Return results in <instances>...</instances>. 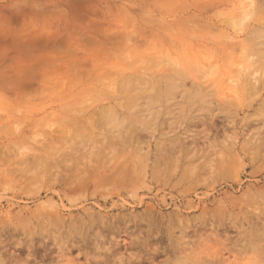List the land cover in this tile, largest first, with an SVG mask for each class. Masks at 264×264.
Listing matches in <instances>:
<instances>
[{
  "label": "rangeland",
  "instance_id": "374dc122",
  "mask_svg": "<svg viewBox=\"0 0 264 264\" xmlns=\"http://www.w3.org/2000/svg\"><path fill=\"white\" fill-rule=\"evenodd\" d=\"M248 1L249 0H0V220L5 224V229H9V225L7 224L8 221L14 222L13 219H15L16 221L17 217L15 216L14 218L12 215L16 214L21 208L34 210L35 208H48L49 205H57V203L58 205L64 204L67 208L68 206L72 205L70 208L74 210L72 211L74 213L77 212L76 208L82 209L85 207V209H87L95 206V209L98 210L100 205L102 208H107L109 210V213L112 214L118 213L120 211L129 212L132 210L134 212H141L142 210H144V208L149 207L150 205H157L158 210L162 209V211L166 214L169 212H171L172 214L174 212L173 210H177L179 208L184 216L188 217L190 220L192 219L191 221H194L190 222L193 223L192 225H196V227L198 223L195 222L199 221V219L197 220V218L195 217H198L197 214H199L200 216V214H202L203 212L202 210H206L208 208H212V211H215L222 207L221 203H226L228 207L231 208L230 211H234V215L237 214V216L239 215V218L241 220H244L243 215L246 213H244V210H242L241 208H248L250 206L255 209L257 207L256 205H259L261 204V202H263L259 200V202L255 201L254 203L253 201L252 203H250L251 200H253L252 198L256 196V192H259L260 189H264V161L263 163L261 162V160H263L264 158L259 159V165H257V160L252 165L249 156H246L242 152V149H240V145L243 141L246 140L249 135H252L253 132L255 133L256 131L261 130L264 127V123L262 122L263 119L260 115L261 112H259L260 109H258V104L256 102H253L254 104L252 108L249 109L244 106V109H242V100L237 101L238 104H240V106L238 105L240 108L238 106L235 107V103L237 102L232 101L234 98L239 97L240 93H242V88L240 86V77L238 74L239 67L235 65V62L237 60L234 62V65H230L228 67V69L231 71V75H229V77L224 76L222 80H216L215 82V79H218V74L215 75V73L218 71V68L217 66H215V62H213L212 60L213 58H210L209 63L208 59L202 58V63L200 65L201 69L205 72L210 70L214 73H210L211 75H208L206 72L208 76L202 71L200 72V74L202 73L201 75L192 73L191 75H189L190 77H186L185 83L187 88H192L194 86V83L196 84L197 82H200L202 85L209 86V83H211V81L214 79L210 84L208 90L205 91L204 94L202 93L204 98L206 96V93L208 95H211L212 105L210 109L208 110V107H206L204 103H195L192 106L193 108H197L195 112L198 114L207 115V112H212L216 116L219 115L217 120L218 126H220V128L227 127V130H225V133L223 128H221L219 130L220 132L218 133L219 136L216 135L215 138H218L217 140H235L234 142H236L239 146V151L236 154L241 158L239 159L240 163L242 162L241 160H243L242 163H245L244 166L241 165L235 158H233L234 164H232L231 166V156H228V158L222 157L223 159L216 156L215 159H212V162H214V167L217 164L218 168L215 167V170L202 169L199 173V176L197 174L195 175L196 172H193L194 169H192L191 171L194 174L191 173L189 175H191L192 177H194L193 175H195L197 178L189 177L188 182H185V180L183 181V179L181 180L179 178L182 171L187 170H180L178 168V172L176 171L174 172V174H172L173 176L175 175V183L174 181L168 182L165 180L166 171H163L164 173L162 172L161 174L158 173L159 178L162 176L160 179H152L153 171H151L150 167H148L147 164H152V161L154 159L153 157L156 153L155 147L158 145H156L155 143H157V140L159 142V139L162 138V133H169L168 136L175 135L174 133H182L187 125L188 127L186 128H188L190 131L194 129L192 133H195V131L199 132L198 130H201V128H203L201 127L202 125L200 123L197 125H190L189 123L186 124L187 122H184L186 118L178 117V119L176 117L177 113H179L180 110H184L189 107L186 103L183 102V100L180 99V97L175 98V101L178 103L175 106L171 105V101L169 103H161L160 106L158 104L154 109H150L163 111L162 117H159L157 119L158 121H160L161 126L159 125L158 130H156V136H151V134L146 131L142 132L143 135H141L142 138H140V144L138 145V143L136 142L134 145H132L131 149L128 150V153L120 156L118 159V162H122V160L124 162L125 158L123 159V157L132 155L135 152L143 155V162H141V165L142 167L145 165L147 167H144L145 169L140 171L141 173H138V175L141 176H139L140 180L148 178V181L145 180L146 183L142 184H140L141 182H139V185L137 186L140 187L121 186L122 183L118 182H110L106 186H102L103 188L107 187L109 190H113V188H115L116 184L118 183V187L116 186L118 188V191H116V189L113 190L118 192V194L109 197L107 200L108 203L106 204L104 200H100V198H94L93 196H90L88 200H79V198L77 197L79 193L77 194V192L71 193L72 200H74L75 198V202H73L75 204H70L67 199L62 201L61 198H58L59 196L57 195V191L63 189V186L57 184L53 185V183L50 182L49 177L54 173L53 171V173L47 174L49 175L48 177H44L46 176V171L45 169L43 170L44 164L41 163V165L38 167L37 165L39 164V160L37 158H40L42 156V158L54 159V157H56L57 155H61L67 156V159H70L71 157L69 158V156L67 155L68 153L66 152L74 153L75 151H78V149H80L81 151L87 150L89 152L93 148L96 151L97 148L100 147V145L106 144L104 142L103 136H101L100 133H112L113 131H108L109 129H112L114 130L115 134H118V132H122L129 128L131 115H128V113L124 114L123 111H119L127 110L125 107L118 106L117 110L119 112H122V114L112 117L102 116V109L99 110V112L98 110L96 111L98 106L100 107V105L102 106L103 104L104 106L108 105V103H106L107 97L101 95L102 93H98L97 91L102 86V83L106 82L107 87L112 91L116 89L115 84L113 82H109V79H111V77H104L106 76L107 72L109 73L110 67L113 66L112 69L121 71L125 69L124 66L127 64L132 66H135L137 63L144 64L149 58L157 56L156 53H159V50L165 52V54H171L170 52H172V55H177V57L175 56V58L178 59L180 57L179 55L181 53L180 51L182 47H189L190 44H193L191 40V33H194L196 35V38H194L193 40L194 42L197 41V43H206L208 46L213 45L216 39H223L222 42L226 43V40L230 37L233 38V36H235L237 40L238 38H240V40H245L244 38H247L246 35L249 33V31H251L248 29L252 28V22H250V18L242 21L243 15L250 11V5ZM197 18L199 20H202L204 24L206 23L207 25L208 20H215V22H218V27L216 26L215 28H212V32L214 31L213 33L206 32V35H202V31L205 30V26L207 27V25H204L202 21L199 22ZM198 23H200L199 25L201 29L196 25ZM191 28L193 29V31L191 30ZM196 33H198L199 35ZM210 35L215 40L210 37ZM228 35L230 37H227ZM127 39H130V41ZM209 42H211L212 44ZM187 49H184V52H187ZM236 51L237 53L239 52L238 49ZM214 52L217 54L219 53V51L217 52V50H214ZM220 54L222 55L224 53L220 52ZM190 55H192V53ZM221 58L223 57L221 56ZM180 59L181 58H179L178 60ZM135 60L137 61L135 62ZM161 61L162 62L159 63L160 66L166 68L167 66H164L166 62L164 60ZM210 63H213L214 65ZM80 68L84 69L82 70ZM96 68L99 69L97 70ZM102 71L103 73H105H100ZM88 73L90 74L89 76ZM97 73L100 75H98ZM211 76L214 78H212ZM101 77H103V79ZM228 80L229 82H227ZM97 82H99V84ZM88 88L92 92L94 90L93 93L95 95H92V93L88 91ZM178 94L179 93H177V95ZM228 100H231V102H228ZM257 100H259L258 97ZM119 101L122 102L123 98L119 99ZM226 107H228V109ZM81 108L84 109L85 112H80L79 109L81 110ZM76 109H78L79 112L76 111ZM147 109L149 108L147 107ZM230 109L232 111H237V113H235L238 114L236 116L237 118L235 117V115L230 117L226 113L227 110ZM142 110L145 109L141 107V111ZM74 112L75 115L73 117V114L71 113ZM249 113H251L250 115H252V119L254 120H252L251 125H249L251 127H245V124L248 123L243 122L244 120L242 119L243 116L245 117L244 114L248 115ZM224 115H226V121ZM66 117H80L79 119L82 120H86L88 117H93L98 120L96 124L97 128L95 130L99 131L98 139L95 140L84 135H79L80 137L76 136L75 133L77 132L74 133L73 125H70L75 120L72 122L73 119L70 118V122V120H66ZM234 117L236 118V120ZM255 118L257 119L256 121ZM259 118L262 120H260ZM241 121L243 122L242 125H240ZM231 125L235 127L234 129L237 130V133L234 132V129ZM243 125L248 129V133L246 132ZM62 127H66V129H69L71 134L73 132L74 135H72L76 136L77 138H64L62 139V141H60V143H58V145H55V147L50 149V151L48 148V150L44 152V154L40 155V152H38V149L40 147L39 142H41L42 140H46L49 136V133H51L52 131L54 132V130L56 131L55 133H58L60 128ZM241 129L245 131H242ZM243 132H245L244 134L246 137L244 136ZM227 133L232 137H230L229 135L227 137ZM246 133L249 135H247ZM234 136L236 138H234ZM187 139L188 138H186V140ZM207 140L209 139L202 138L200 140H197V144H199L197 146L201 148H204V146L207 147ZM113 144L114 143H112V145ZM142 145L144 146L139 149L138 147ZM185 145V148L192 149L193 143L191 139H188ZM73 146H75V148H73ZM105 146L106 148H108L109 144H106ZM90 154L87 156L88 158ZM231 154L233 156V154L235 153L232 152ZM212 156H208V160H203L202 157H199V159L196 158L195 162H207L212 158ZM96 158V161H87L86 164L90 165L95 162L101 163V161ZM225 159L227 160L225 161ZM11 161L13 163H11ZM185 162L186 161H184V163ZM187 163L188 161L183 164V167H185ZM260 163H262V165ZM3 165L5 166V168L3 167ZM222 165L230 166H226L225 171L224 169H221ZM236 165L238 166L239 170L238 168H235ZM13 166H17L19 169L17 167L13 168ZM186 167H188V165H186ZM254 167H256V169ZM10 168L12 171L10 170ZM6 170L9 173H7ZM33 172H36L35 175L38 176L36 181H32V179H30L32 177L30 175H32ZM5 173L7 174V176ZM19 173L21 174V176H19ZM220 173H225V176H219ZM13 174H15L16 176ZM22 174H27L28 177L23 178ZM216 175L218 176V178L216 177ZM13 176L18 178H16L15 180L13 179L15 178ZM25 178H27L28 180ZM136 179L135 181H138V178ZM192 179L193 181H199V184L197 182V184H195V181L193 182ZM24 180H27L26 184ZM176 180H181L182 184L180 181L177 182ZM165 181L166 185L164 184ZM214 181H216V183ZM145 185L148 187H146ZM102 187H97L96 190H100L102 189ZM54 190L56 191V194H54ZM130 193H133L134 196ZM76 197L79 201L76 199ZM140 198H142V200H140ZM260 199L263 200L262 197ZM231 200L233 202V206L230 204ZM260 206L262 207L264 205ZM247 208L246 210H248ZM258 208L259 207H257L255 211L253 210L252 212H260ZM251 209L249 208V215L252 214V212H250ZM7 211L11 212L12 215L10 217L12 220L8 215L3 214ZM232 212L231 214H233ZM254 215L252 214L251 216ZM244 225L246 226V224ZM230 226L231 225H228L227 229H229L226 231H228L227 234L231 235L232 237L229 235L228 237L227 235L221 236L222 238L224 237V240L229 237L232 238V242L225 243L226 247H224V249L223 246H220L214 241H210L207 243L205 241L201 242L200 240L198 241L197 239H194L195 241L192 240L191 245L187 247L188 249L186 248V250H175L176 245L178 244L176 242L179 241H176L177 238L175 237V234H173V240L172 238L171 240H168V238L170 239V237L166 233V228L164 226L162 228L163 233L160 232L161 234H158L162 235L161 237L156 235L157 237L153 238V236H151L150 239L148 238L149 241L147 240V242H150V246L148 245V247L147 244L146 246H142L139 244L138 246H129L133 245L129 241L136 239V237L133 236V239H131V234L134 236L137 235H135L134 233L129 234L126 232H121L120 234L122 236L118 233L122 237V239L120 238V242L124 243L125 245L119 244L116 245V248V246H114V243L119 240L117 237L120 236H117L118 234L114 236L112 235V237L117 236L115 239L112 238L114 241L113 243L108 234L107 241L110 238V241L113 243L114 248L111 247V249L109 250V247L112 246V243L109 241V243H104L105 247L102 248V250L99 251L89 248V252L92 255H97L96 257L102 260L104 258L103 255H105L106 257L108 256L106 254H111L110 251H113L112 253L114 254H111V256H113L114 259L112 261L117 259V255H120L119 257L125 255L123 256L124 258L130 257L129 255L132 253L138 254L140 256L143 255V260H140L141 264H264V242H260L259 244H257L259 245H256L257 248L256 246H248L246 240L244 239L238 242V244L236 245L233 242V239H238L240 234L238 233L237 229H235L233 226ZM196 227L193 226L187 231L189 232V230H191L194 232V228ZM132 228L130 229L132 230ZM0 229L1 231L5 230L2 229L1 224ZM131 230L130 232H132ZM177 231L179 232V228H177ZM177 231L175 232L176 235L180 234V232L178 233ZM191 231L188 234L191 238H193L194 234L192 232V237ZM123 233H126L127 235ZM128 234L130 237L128 236ZM2 238H7L5 240V243H10V245H8L9 243H7V247L6 245H4V247L7 249L6 250L4 248L3 250L5 252L7 251V254L4 252L6 256L8 255L13 257L14 255L20 253L21 255L23 254L22 256H24L21 258H26V248L23 250L21 248H18L19 246L16 245V242L13 239H10L9 235H3ZM36 239L38 240V237H34L35 242L37 241ZM46 240L47 239H44L43 242H45ZM37 242L36 247H40V250L39 247L37 250H34L38 255L37 257H41L45 254L47 256L44 257L48 259L49 257L53 258L57 256L56 254L59 252L57 251V248H54L56 250H50V252L49 250L45 251L43 250L45 248H41L40 243L38 242L37 244ZM152 242H156L154 243L155 246ZM203 242L207 244H203ZM106 243L109 245H107ZM48 244H50L49 241ZM51 245L52 243L48 246V248H50ZM134 245H137V243ZM154 247L156 248L157 252L153 251ZM146 248H149V250H147ZM86 250H88V248H86L85 250H80L83 251L80 253L79 250L74 249L73 252L70 253L71 255L69 254V256L71 257L70 259L72 260L71 264H88L86 263L87 259L85 257V253L87 252ZM52 251L57 252H54L55 256L51 255L53 254ZM20 254L18 256H21ZM99 255H101L102 257ZM111 259L112 257L110 258L109 256V260Z\"/></svg>",
  "mask_w": 264,
  "mask_h": 264
},
{
  "label": "bare ground",
  "instance_id": "6f19581e",
  "mask_svg": "<svg viewBox=\"0 0 264 264\" xmlns=\"http://www.w3.org/2000/svg\"><path fill=\"white\" fill-rule=\"evenodd\" d=\"M248 2L250 5V11L243 15L242 21H245V20L250 18V22H252V28L248 29L251 31H249V33H248L249 35L248 34L246 35L247 38H244L245 40H240V38H238V40H237V38L235 36H233V38H231L229 36L230 35L229 34L227 37H230V38H228L227 40L225 39L226 43L222 42L223 39L222 40L216 39V41H214L213 45L208 46L206 43H201V42L197 43V41L194 42L193 40H194V38H196V35L194 33H191V35H192L191 40H192L193 44L192 45L190 44L189 47H186V46L182 47V49L180 51L181 53L179 55L180 56L179 58H181L180 60H178L179 58L176 59L175 56L177 57V55H175V56L172 55L173 54L172 52H170L171 54H168V53L165 54V52L159 50L158 51L159 53H156L157 56L149 58L146 61V63H144V64L137 63L135 66L124 64L125 69H123L121 71H116V70L112 69L113 66H111L110 67L111 72L109 71L110 74L107 72L106 76L102 75L105 78L111 77V79H109V82L110 83L113 82L115 84L117 91H116V89L113 91L110 90L107 87L106 82L105 83L103 82L102 86L97 91H98V93H102L101 95H104L107 97L106 103H108V105L107 106H104V104L102 106L100 105V107L98 106L96 111L98 110V112H99V110L102 109L101 115L102 116H110V117L116 116V115H121L122 112H119V111H123L124 114L128 113V115H131V119L129 121V128H127L126 130H124L122 132H118V134H115L114 130H112V129L108 130V131H113L112 133H110V132H107V134L100 133L101 136H103L104 142L106 144H109L108 148H106V146H105L106 144L100 145V147H98L96 151L93 148L89 152L87 150L81 151L80 149L77 148L78 151H75L74 153L66 152V153H68L67 155L69 156V158L71 157L70 159H67V156H61V155H57L56 157H54V159L42 158V156L40 158H37L39 160V162H38L39 164L37 165L38 167L41 165V163L44 164L43 170L45 169V171H46V173H45L46 176H44V177H48L49 175H47V174L54 172L49 177L50 182H52L53 185L57 184V185L63 186V189L57 191V195L59 196V197L58 196L57 197L59 199L61 198L62 201L67 199L70 204H75V203H73V202H75L74 201L75 198H74V200H72L71 193L77 192V194L79 193L77 195L79 200H82V199L88 200V198L90 196H93L94 198H100V200H104V202L106 204V203H108L107 200L109 197H112L113 195L118 194V192H116V191H118L117 190L118 189L117 188L118 183H122L121 186H132V187H140V186H137V185H139V182H141L140 184L146 183L145 180L148 181V178H146L144 180H140L139 178L141 176L138 175V173H141L140 171L145 169L144 167L148 166V167H150L151 171H153V173H152V179L153 180H155V179L158 180V178H159L158 173L161 174L163 171H166V173H165L166 179L165 180L168 182L174 181V183H175V179H174L175 175L173 176L172 174H174V172H176L178 169L187 170V171H182L179 178L181 180L183 179V181L185 180V182L186 181L188 182L189 177H192L189 174H191L193 172H196L195 175L197 174L199 176L200 175L199 173L202 169H206V170L213 169V170H215V167H217V164L214 167V162H212L213 161L212 159H215L216 156H218L220 158H222V157L228 158V156L229 157L231 156L230 157V158H232L231 159L232 160L231 166H232V164H234L233 158L237 159L238 161H239V159H241L239 157V155L236 154L239 151V146L237 145L236 142H234L235 140H233V139L232 140H229V139L228 140L227 139L226 140H217L218 138H215V136L218 135V133L220 132L219 130L221 128H223L225 133H226L225 130H227L226 129L227 127H221L220 128V126H218L217 120H218L219 115L216 116L212 112L211 113L207 112L206 113L207 115L198 114L195 112V110L197 108H193V106H192L195 103H204L205 106L208 107V110L210 109V107L212 105L211 95H208L206 93V96L204 98L202 93L204 94L205 91L208 90L210 84L212 83V81L214 79L211 81V83H209V86L208 85H202L200 82L199 83L197 82L196 84L194 83V86L192 88L186 87V83H185L186 81L185 80H186V77H188L192 73H194L196 75H201L202 74V73L200 74L201 71L205 74L207 72L208 75H211L214 73L213 71H210V70L205 72L201 69L200 65L202 63V58L208 59V63H209L210 58H213L212 60H213V62H215L214 64L218 68V71L215 73V75L218 74L217 75L218 79H215V82H216V80H222V78L224 76L229 77V75H231V71L228 69V67L230 65H234V62L237 60L235 62L236 63L235 65L239 67V69H238L239 73L238 74H239L240 82H241V84H240V82H239V84L242 88L241 89L242 93H240V96L234 98L232 101L237 102V101L242 100V102H243V103H241L242 107H243V108L241 107L242 109H244V106H246L247 108L250 109L253 107V104H254L253 102H256L258 104V109H260L259 112H261L260 115L263 119L262 122L264 123V0H249ZM200 21H202V20H199V22ZM199 24L200 23H198L196 25L198 27H200ZM203 24H204V22H203ZM216 26L218 27V22H215V20H208V25H207V27L205 26V30L202 31L203 32L202 35H206L205 34L206 32L211 33L213 30L212 28H215ZM200 29H201V27H200ZM207 29H208V31H207ZM191 30L193 31L192 28H191ZM144 32H145V30H144ZM202 32H199V33H202ZM196 34H198V33H196ZM215 34H217V33H215ZM188 36H189V34H188ZM210 37H212V36L210 35ZM127 40L130 41V39H127ZM203 40H205V39H203ZM211 40H209V41H211ZM211 42H213V41H211ZM211 42H209V43H211ZM128 47H130V46H128ZM184 49H187L188 51L184 52ZM237 49L239 50V52H238L239 54L236 51ZM134 50H136V49H134ZM214 50H217V52L219 51V53L218 54L215 53ZM125 52H127V51H125ZM125 52H124V57H125ZM220 52H222L224 54L221 55ZM191 53H192V55H190ZM122 55H123V53H122ZM221 56L223 58H221ZM121 57H123V56H121ZM135 58H137V57H135ZM137 60H135V62ZM161 60H164L166 62L164 65V66H167L166 68L160 66L159 63L162 62ZM210 64H213V63H210ZM207 66H209V65H207ZM80 69H82V68H80ZM96 69L98 70L99 68H96ZM85 70H86V68H85ZM97 70H95V71H97ZM100 70H105V69H100ZM98 73H99V71H98ZM100 73H103V71ZM91 74H92V72H91ZM116 74H117V76H116ZM89 75L90 74L88 73V76ZM98 75H100V74H98ZM98 78H100V77H98ZM101 78L103 79V77H101ZM212 78H214V77H212ZM71 82H73V81H71ZM99 82H100V80H99ZM99 82H97V83L99 84ZM227 82H229V80ZM203 84H206V83H203ZM92 89H94V88H92ZM88 91H90L92 93V95H95L93 93L94 90H93V92L90 89ZM177 93H179V94L177 95ZM176 97H180V99L183 100V102L186 103L187 106H189L184 110H180L179 113H177L176 117L177 118L178 117L179 118H183V117L186 118L184 121V122H187L186 124L189 123L190 125L191 124L197 125L200 123L202 125L201 127H203V128H201V130H198L199 132L195 131V133H192L194 131V129L190 131L188 128H186V127H188V125H187L182 133H174L175 135H172V136H168L169 133H162L163 136H162V138L159 139V142H158V140L157 141L155 140L157 142L155 144L156 145L158 144V145L155 147L156 153L153 157L154 159H153L151 165L148 163L147 166L145 165L142 167L141 162H143V159H142L143 155H141L140 153H137L135 151H134L135 153H133L132 155H129L127 157H123V159L125 158L124 162H123V160H122V162H118L119 157L128 153V150L131 149L132 145H134L136 142L138 143V145L140 144V142H141L140 138H142L141 135H143L142 132L146 131V132L150 133L151 136H156L155 132H156V130H158L159 125H160V121H158L157 119L159 117H162L163 111L150 110V109H154L158 104L160 106L161 103L162 104L163 103H169L171 101H172L171 105L175 106L178 104L175 101ZM198 97H200V98H198ZM257 97L259 98V100H257ZM121 98H123L122 102L119 101V99H121ZM140 101H143V102H140ZM228 102H231V100H228ZM235 104H236L235 107L238 105L240 106V104H238V102ZM118 106L125 107L127 110H125V111L119 110L118 111L117 110ZM146 106L149 109H147ZM141 107H143L147 111H145V110L141 111ZM226 108L228 109V107H226ZM76 111H78V109H76ZM79 111L85 112V110L82 108H81V110L79 109ZM75 112L71 113V114H73V117L75 115ZM226 113L230 117H232L234 115L236 117L238 115V114H235V113H237V111H232L231 109L227 110ZM250 114L251 113H249L248 115L244 114L245 117L243 116V119H242V120H244L243 122L248 123V124H245V127H248L249 125H251L252 120H254V119H252V115H250ZM182 115H184V116H182ZM85 116H86V114H85ZM229 116H227V117H229ZM93 117H88L87 119L85 118L86 120L79 119L80 117L79 118H71V119H73L72 122L75 120L70 125H73L74 133L77 132V133H75L76 136L84 135V136H88V138L90 137V138H93L95 140L98 139L99 131H95L97 128L96 124H97L98 120H96ZM224 117H225V121H226V115H224ZM68 118L66 117L67 121L70 120V118L69 119ZM236 118H235V120H236ZM262 119H260V120H262ZM256 120L257 119L255 118V121ZM231 121H233V120H231ZM70 122H71V120H70ZM243 122L241 121L240 125H242ZM230 123H228V124H230ZM233 125H235V124H233ZM243 127H244V125H243ZM249 127H251V126H249ZM232 128L234 129L235 127L232 126ZM245 130L248 133V131H247L248 129L245 128ZM245 130H242V131H245ZM236 131L237 130L234 129L235 133H237ZM55 132H56L55 130H54V132L52 131L51 133H49V136L47 137L46 140H42L41 142H39L40 147L38 146L39 147L38 152H40V155L44 154V152H46L48 150V148L50 151V149L55 147V145H58V143H60V141H62V139H64V138H68V137H73L74 139L77 138L76 136H73L74 133L72 132V134H73L72 135L71 132L69 131V129H66V127L60 128L59 132L57 131L58 133H55ZM201 133H203V134H201ZM228 133L226 135L227 137L229 135ZM244 133L245 132H243V134ZM253 133H252V135L247 134L249 136L246 138V140L244 139L245 141H243L242 144L240 145V149H242V152L246 156H249L252 165L255 163L256 160H257V165H259L258 164L259 159L264 158V127L261 130L256 131L254 134ZM110 134H112V135H110ZM244 136H245V134H244ZM230 137H232V136H230ZM44 138H46V137H44ZM186 138L191 139V141L193 143L192 149L185 148V146H186L185 143L188 140V139L186 140ZM202 138L203 139H205V138L209 139V140H207L208 143H206L207 147L204 146V148L203 147L201 148V147L197 146V145H199V144H197V142H198L197 140H200ZM234 138H236V137L234 136ZM112 143H114V144L112 145ZM191 145H189V146H191ZM143 146L144 145H142L138 148L141 149ZM133 147H135V146H133ZM73 148H75V146H73ZM2 150H3V148H2ZM232 152L235 153V154H233V156L231 154ZM89 154H90V156L88 158L87 156ZM208 156H212V158L207 162L206 161L195 162L196 161L195 159L196 158L199 159V157H202L203 160L204 159L208 160ZM60 157H62V158H60ZM95 158L100 160L101 163L95 162V163H92L90 165L86 164L87 161L93 162L95 160ZM226 160L227 159H225V161ZM184 161H186V162L188 161V163L186 164V165H188V167H186V165H185L186 168L183 167L184 166L183 164L186 163V162L184 163ZM241 161L243 162V160H241ZM263 161H264V159L261 160L262 163H263ZM27 162H29V161H27ZM105 162H106V164H105ZM223 162H222V164H223ZM242 162L240 163V161H239V163L244 166L245 163L243 164ZM11 163H13V162L11 161ZM262 163H260V164L262 165ZM15 165H17V164H15ZM189 165H190V167H189ZM263 165H264V163H263ZM226 166H230V165H226ZM226 166L222 165L221 169L225 170ZM3 167L5 168L4 165H3ZM16 167L13 166V168H16ZM256 167H254V168L256 169ZM235 168H238V166L236 165ZM189 169H190V172H189ZM192 169H194L193 172L191 171ZM10 170H11V168H10ZM238 170H239V168H238ZM62 171H65V172H62ZM233 171H234V169H233ZM40 172H41V169H40ZM2 173H3V171H2ZM7 173H9V172L7 171ZM27 174H25V175L22 174L23 178L28 177ZM35 174H36V172H33L32 175H30V173H29V175L32 176L30 178V179H32V181L37 180L38 176ZM146 174H147V172H146ZM224 174L220 173L219 176L224 177L225 176ZM13 175H15V174H13ZM195 175H193V176L196 177ZM6 176H7V174H6ZM15 176H13V177H15ZM19 176H21L20 173H19ZM235 176H237V175H235ZM194 177H192V178H194ZM216 177L218 178L217 175H216ZM16 178H18V177H15L13 179L16 180ZM136 178H138V181H135ZM236 178H238V177H236ZM22 179H20V180H22ZM25 179H27V178H25ZM233 179H235V178H233ZM181 180H176V181L181 182ZM26 181H25V184H26ZM166 181L164 182V184L166 183ZM192 181H193V179H192ZM194 181H195V184H197L199 182V181L197 182V180H194ZM47 182H49V181H47ZM110 182H115V183L118 182L116 184L117 187L115 186V188H113V190L116 189V191L109 190L107 187H105V188L102 187L104 185L106 186ZM214 182L216 183V181H214ZM181 184H182V182H181ZM52 187H54V186H52ZM97 187H102V189L96 190ZM141 187H143V186H141ZM146 187H148V186H146ZM149 188H150V186H149ZM172 188H174V187H172ZM111 189H112V187H111ZM119 191H120V189H119ZM54 192H55L54 194H56L55 190H54ZM130 194L133 195V193H130ZM137 194H138V192H137ZM251 194H254V193H251ZM241 196H242V194H241ZM77 197H76V199H77ZM143 197H145V196H143ZM204 197H205V195H204ZM261 197L263 200L260 199ZM252 199L253 200H251L250 203H252L253 201H254V203H255V201L259 202V200L264 202V189H260L259 192H256V196ZM140 200H142V198H140ZM240 201H241V199H240ZM263 202H261V204L258 203L259 205H256L257 207H259L258 210L260 212H258V211H256L258 213L254 212L255 215L252 211L253 210L255 211V209L257 208L256 206H255L256 207L255 209L253 207H250V206L248 208L247 207L241 208L242 210H244L243 212L246 213L243 215L244 216L243 218L245 221L243 219L241 220L239 218V215L238 216H237V214L234 215V211L233 212L230 211L231 208H229L226 203L225 204L221 203L222 207L215 210V211H212V208H210V209L208 208L209 210L208 209L202 210L203 212H202V214H200V216H199V214H197L199 218L197 216H195L197 218V220L199 219V221L195 222V223H198L197 227H196V225H192L193 223H191V222H194V221H191L192 219L190 220L188 217L184 216L182 214V211L179 210V208L177 210H173L174 212L172 214L169 211H167L169 213L166 214L162 211L161 208H160L161 210H158L157 205L156 206L150 205L149 207L144 208V210H142L141 212H134L132 210L129 212H121L120 211V212L115 213V214L109 213V210L107 208H104V207L102 208L100 204H99L100 207L98 210L95 209L96 208L95 206H92V207L87 208V209H85V207L82 209L75 207L77 210L76 213L72 212V211H74V210H72V208H70L72 205L68 206V208H67L64 204L58 205V203H57V205H54V204L49 205L48 208H46V207L35 208L34 210L33 209L28 210L27 208L26 209L21 208L14 215H12L10 211H7V212H4L3 214L8 215L9 217L12 215L14 218L16 216L17 218H16V221H15V219H13L14 222L8 221L7 224L9 225L8 226L9 229H5V224L3 222H1V220H0V224L2 225V229H5L3 231H1V229H0V264H71L72 260L70 259L71 257L69 256V254L71 252H73L74 249H77L80 251L83 249L85 250L86 248H88V250H86L87 252L85 253V257L87 259L86 263H88V264H141L140 260H143V258H142L143 255L140 256L138 254L132 253L129 255L130 257H125V258L123 257L125 255H122V257H119L120 255L119 256L114 255L117 257V259L115 258L116 260H114L115 261L114 262V261H112L114 259V257L111 256V254H114V253H112L113 251H110L111 254H106V255H108L106 257H105V255H103L104 258L103 259L101 258L102 260H100V258L98 259L96 257L97 255L96 256L92 255L89 252V250L91 248L94 250H99V251L102 250V248L105 247V244H104L105 242L109 243L110 238L115 239L117 236L121 235L120 234L121 232H126L129 234L134 233L135 235H137V236H134L131 234V237H130L128 234V236L131 239H133L132 236L136 237V239H133V240L130 239L131 241H133L135 243L129 241L130 243L133 244V245H129V246H138V244L142 245V246H144V245L146 246V244H147V247H148V245L150 244V242L149 243L147 242L148 238L150 239L151 236H153V238L157 237L156 235L161 234L160 232H162V228L164 226L166 228V230L165 229L164 230L166 231V233L170 237V239L168 238V240H171V238L173 237V234H175V237L177 238L176 241H179V242H176L174 240L176 243H178L176 245L175 250H180V249L186 250V248L191 245V242L194 239H197L198 241L200 240L201 242L205 241L207 243L210 241H214L217 244H219L220 246H223V249H224V247H226L225 243L232 242V238H231L232 236L227 234L228 231H226L229 229V228L227 229L228 225L233 226L235 229H237L238 233L240 234V235L238 234L239 235L238 239L237 238L233 239V242L236 245L238 244V242H240L244 239V240H246V243L248 244V246L252 247V246H256L260 242L261 243L264 242V208H262L264 206H262V207L260 206V205H264ZM230 204L231 205L233 204L232 200H231ZM99 205H97V206H99ZM235 206H237V205H235ZM180 207H181V205H180ZM246 208L248 210H246ZM249 208L250 209L252 208L250 212H252V214L254 216H251L252 214L249 215L250 214L248 212ZM245 210H246V212H245ZM231 212L233 214H231ZM10 219H11V217H10ZM244 224H246V226ZM193 226L196 227V228H194V232L191 230H189V232H188L187 230L189 228L191 229V227H193ZM130 228H132V230ZM177 228H179L180 234L176 235L175 232L177 231ZM130 230L132 232H130ZM190 231H191V235L193 232L195 238L193 237V235H192L193 238L190 237V235L188 234V233H190ZM126 233H123V234H126ZM223 233H225V234H223ZM108 234H109L110 238L107 241ZM3 235H9L10 239H13L16 242V245L19 246L18 248H21L22 250L26 248L27 249V256L25 253L26 258H21L24 256H22L23 254L21 255L18 252H17L18 254L14 255L16 257H14V256L11 257L8 255L6 256L7 251L6 252L3 251L5 248L4 245H6V247H7V243H9V242L5 243L6 242L5 240L7 238L3 239L2 238ZM112 235L113 236L117 235V236L112 237ZM164 235H166V234H164ZM178 235H180V236H178ZM223 235L224 236L227 235V237H228V235L231 236V237H229L231 240L227 237H226L227 239L225 238L226 240H224V237L223 238L221 237ZM121 236L117 237L119 240H117V241L115 240L116 243H114V241L112 239L113 243L115 244L114 246L119 245V244H121V245L124 244V243L120 242L122 239ZM142 236L145 238H143ZM158 236L161 237L162 235H158ZM34 237H38V240L37 239L36 240L40 243L41 248L42 247L45 248V249H43L45 251L49 250V252H50V250L57 248L58 249L57 251H59V252L57 253L56 251H52L53 254H51V255L55 256V254H54V252H55V253H57L56 254L57 256H55L53 258L49 257V259H48V258L44 257L47 255L45 253H43L45 255H42V256L40 255L41 257H37L38 255L36 254V252L34 250L35 249L37 250L39 246L36 247L37 241L35 242ZM241 237H242V239H241ZM44 239H47V240L45 242H43ZM172 240H173V238H172ZM7 241H9V240H7ZM48 241L50 242V244L52 243L50 248H48V246L50 245V244H48ZM125 241H126V239H125ZM38 242H37V244H38ZM205 242H203V244H207ZM111 243H110V245H111ZM113 243H112V246L109 247V250L111 249V247L114 248ZM130 243H128V244H130ZM136 243H137V245H134ZM154 243H156V242H154ZM154 243H153V245L155 246ZM8 245H10V243ZM107 245H109V244H107ZM228 245H230V244H228ZM52 246H53V248H52ZM233 246H235V245H233ZM257 246H259V245H257ZM257 246H256V248H257ZM118 247H120V246H118ZM235 247H237V246H235ZM116 248H117V246H116ZM149 248L148 249L146 248V249L149 250ZM107 249H105V250H107ZM154 249H153V251H156L155 247H154ZM39 250H40V247H39ZM54 250H56V249H54ZM109 250H108V252H109ZM4 252L6 254H4ZM81 252H83V251H80V253ZM19 254L21 256H18ZM78 254H79V252H78ZM99 256H101V255H99ZM109 256H110V258L112 257L111 260H109ZM108 260L113 262V263L109 262ZM73 262H75V261H73ZM72 264H74V263H72ZM195 264H199V263H195Z\"/></svg>",
  "mask_w": 264,
  "mask_h": 264
}]
</instances>
